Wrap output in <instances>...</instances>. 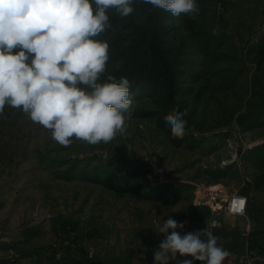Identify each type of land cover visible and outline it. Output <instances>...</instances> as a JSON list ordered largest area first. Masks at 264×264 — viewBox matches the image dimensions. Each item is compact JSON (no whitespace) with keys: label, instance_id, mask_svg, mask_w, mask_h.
Wrapping results in <instances>:
<instances>
[{"label":"rangeland","instance_id":"obj_1","mask_svg":"<svg viewBox=\"0 0 264 264\" xmlns=\"http://www.w3.org/2000/svg\"><path fill=\"white\" fill-rule=\"evenodd\" d=\"M220 2L197 0L195 20L141 0L127 17L108 10L101 81L127 78L132 100L126 134L108 144L62 147L5 107L0 264H56L63 236L83 264H155L164 221L203 227L208 190L247 194L264 227V0ZM174 110L186 111L180 138L164 119Z\"/></svg>","mask_w":264,"mask_h":264},{"label":"clouds","instance_id":"obj_2","mask_svg":"<svg viewBox=\"0 0 264 264\" xmlns=\"http://www.w3.org/2000/svg\"><path fill=\"white\" fill-rule=\"evenodd\" d=\"M170 12L199 15L197 0H141ZM134 0H0V115L18 110L50 131L62 147L74 140L108 144L127 132L132 115L130 81L111 74L104 81L109 43L95 39L110 28L108 10L133 13ZM95 5V9L93 7ZM185 112L165 116L173 137L185 134ZM171 216L158 233L155 264H225L230 253L208 228L181 235ZM202 237L204 239H202ZM181 257H190L182 260Z\"/></svg>","mask_w":264,"mask_h":264},{"label":"crops","instance_id":"obj_3","mask_svg":"<svg viewBox=\"0 0 264 264\" xmlns=\"http://www.w3.org/2000/svg\"><path fill=\"white\" fill-rule=\"evenodd\" d=\"M236 192V191H235ZM222 193L218 191L217 193L219 196L228 197L229 195L235 193ZM243 193V192H242ZM233 217V221H229V218ZM215 219L217 222L216 226L211 225V221ZM261 222L258 218L254 217V214H252L251 210L247 209V213L245 216H235L231 215L225 210H220L215 213H211L209 209L206 207V217L205 221L203 223V227L200 228V223L195 225V229L185 230L182 235L186 233H195L201 230H204L208 228V230L215 235L217 239L218 246L226 249V250H232L235 254V261L240 264L243 260V255L246 252L248 246L253 243H259L262 242L264 237V227L261 226ZM199 227V229H198ZM202 239H204L202 237ZM264 246V244L262 243ZM72 250V249H71ZM71 251L69 250V253ZM62 254V253H61ZM59 254V250L54 254V260L57 264L61 261V255ZM71 255V254H69ZM65 258L64 262L61 264H83L80 254H73V256H69ZM190 257H181L178 255L177 259L182 260ZM80 259V262H72L77 261ZM170 264H175V262L170 261ZM195 264H200V262H195Z\"/></svg>","mask_w":264,"mask_h":264},{"label":"built area","instance_id":"obj_4","mask_svg":"<svg viewBox=\"0 0 264 264\" xmlns=\"http://www.w3.org/2000/svg\"><path fill=\"white\" fill-rule=\"evenodd\" d=\"M231 0H221L220 2V8H224L226 5V2ZM262 19L264 23V6L262 9ZM264 28V27H263ZM209 192L203 196L198 197L196 199V204H203L205 205L211 213H215L220 210H225L231 215L235 216H245L248 209V204L250 201V198L247 194L242 192H235L228 197L219 196V194L215 191L211 192V190H208ZM206 199H203L205 198ZM203 200V201H202ZM243 202V204H241ZM212 226H216L217 222L215 219L211 221ZM229 251L230 255L225 261V264H238L235 261V254L232 250ZM55 261V260H54ZM14 264V263H9ZM16 264V263H15ZM240 264H264V246L260 245V243H253L250 244L246 250V252L243 255V260Z\"/></svg>","mask_w":264,"mask_h":264},{"label":"trees","instance_id":"obj_5","mask_svg":"<svg viewBox=\"0 0 264 264\" xmlns=\"http://www.w3.org/2000/svg\"><path fill=\"white\" fill-rule=\"evenodd\" d=\"M69 233V232H68ZM70 236L66 237V236H63L62 238H60L59 240V243L57 244V247L55 248V251L54 252H50V255L51 256H54V254L56 253V250H59V254H61V261L58 262L57 264H61L62 262H64L65 258L68 257V255L70 254L69 253V244L70 242L72 241L71 238H69ZM261 241H263L261 239ZM260 245H262V243L264 244V242H259Z\"/></svg>","mask_w":264,"mask_h":264},{"label":"snow or ice","instance_id":"obj_6","mask_svg":"<svg viewBox=\"0 0 264 264\" xmlns=\"http://www.w3.org/2000/svg\"><path fill=\"white\" fill-rule=\"evenodd\" d=\"M241 204H243V202H241Z\"/></svg>","mask_w":264,"mask_h":264}]
</instances>
